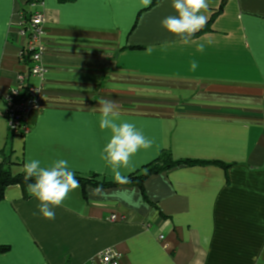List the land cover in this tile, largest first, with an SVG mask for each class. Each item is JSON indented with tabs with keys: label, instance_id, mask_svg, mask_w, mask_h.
<instances>
[{
	"label": "crops",
	"instance_id": "obj_1",
	"mask_svg": "<svg viewBox=\"0 0 264 264\" xmlns=\"http://www.w3.org/2000/svg\"><path fill=\"white\" fill-rule=\"evenodd\" d=\"M207 2L205 26L184 43L161 26L172 0H43L42 82L20 61L21 14L35 9L0 0V157L13 174L30 158L66 159L76 177L117 183L100 158L110 136L101 98L153 141L121 170L127 178L164 155L202 162L151 175L143 189L93 195L79 182L51 220L27 186H9L0 264H97L109 248L119 264H264V0ZM20 75L43 90L26 134L6 116Z\"/></svg>",
	"mask_w": 264,
	"mask_h": 264
},
{
	"label": "clouds",
	"instance_id": "obj_2",
	"mask_svg": "<svg viewBox=\"0 0 264 264\" xmlns=\"http://www.w3.org/2000/svg\"><path fill=\"white\" fill-rule=\"evenodd\" d=\"M141 3L147 5L150 0H141ZM172 8L175 15L165 17L161 26L188 43L207 22V16L202 13L207 11L208 2L172 0ZM204 47L203 43L198 44L197 51L203 52ZM196 67L197 64L193 61L192 70ZM98 103L99 127L110 133L108 142L100 152V158L111 171L115 182H127L128 178L121 170L128 168L131 158L139 150L151 148L153 141L134 122L120 119L115 101L101 98ZM21 171L25 180L34 181L27 184V191L39 202L38 211L45 219H55L54 209L62 207L68 194L79 187V181L66 159H56L44 166L41 160L30 158L24 162ZM92 194L102 195V186L92 189Z\"/></svg>",
	"mask_w": 264,
	"mask_h": 264
},
{
	"label": "built area",
	"instance_id": "obj_3",
	"mask_svg": "<svg viewBox=\"0 0 264 264\" xmlns=\"http://www.w3.org/2000/svg\"><path fill=\"white\" fill-rule=\"evenodd\" d=\"M42 5L43 3L30 5L31 9L35 10L29 12L31 20L28 23H26L23 13L21 14V35L27 38L26 49L32 53L33 63L28 73L40 77L43 82L46 70L42 62L45 53L42 37L46 17L43 11L38 9ZM24 81L25 76L20 75L17 79L18 85L13 87L5 97L6 116L10 129L17 134H26L29 131L28 115L32 109L40 108L42 103V86L40 88L24 87ZM115 218V216L112 217L113 220ZM119 259V253L115 249L109 248L99 253L97 264H119Z\"/></svg>",
	"mask_w": 264,
	"mask_h": 264
},
{
	"label": "trees",
	"instance_id": "obj_4",
	"mask_svg": "<svg viewBox=\"0 0 264 264\" xmlns=\"http://www.w3.org/2000/svg\"><path fill=\"white\" fill-rule=\"evenodd\" d=\"M43 0H26V6H30L32 4H39L42 3ZM216 15V14H215ZM214 15V16H215ZM23 16L25 18L26 23L30 22L31 15L27 10L23 11ZM211 21L208 23L210 24ZM207 24V25H208ZM206 30H208V26L205 27L204 30L201 31V33H204ZM22 54L20 55V61L23 65L27 67L29 70L32 66V53H29L26 49V46L23 48ZM2 156V155H0ZM198 163L202 162H193V161H187V162H176L174 161L170 155H164L161 160H159L158 163H154L152 165H149L144 169L143 172L137 173L136 175H132L127 179V182L124 183H111V182H100L96 180H86L82 179L80 177H76V179L83 185H92L95 187L102 186V187H115L119 185L123 186H138L140 189H143L144 183L147 180L148 177L154 174H158L160 172L164 171H171L172 169L181 166L183 164L185 165H196ZM11 162H7V160L3 157L0 158V200L3 199L6 189L9 186L21 184L23 186H27V184L34 182L33 180H25L24 174H13L10 171L9 165ZM7 250V247H0V253Z\"/></svg>",
	"mask_w": 264,
	"mask_h": 264
}]
</instances>
